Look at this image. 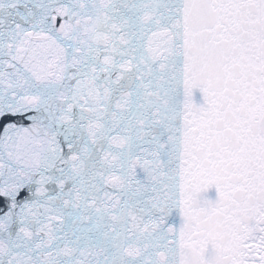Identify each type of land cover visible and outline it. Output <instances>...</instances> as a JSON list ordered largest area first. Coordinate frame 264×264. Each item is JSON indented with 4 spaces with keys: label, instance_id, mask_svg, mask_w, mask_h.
<instances>
[{
    "label": "snow or ice",
    "instance_id": "1",
    "mask_svg": "<svg viewBox=\"0 0 264 264\" xmlns=\"http://www.w3.org/2000/svg\"><path fill=\"white\" fill-rule=\"evenodd\" d=\"M0 264H264V0H0Z\"/></svg>",
    "mask_w": 264,
    "mask_h": 264
}]
</instances>
